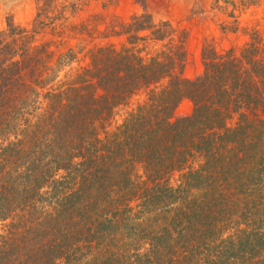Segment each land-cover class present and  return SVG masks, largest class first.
Instances as JSON below:
<instances>
[{
  "label": "trees",
  "instance_id": "trees-1",
  "mask_svg": "<svg viewBox=\"0 0 264 264\" xmlns=\"http://www.w3.org/2000/svg\"><path fill=\"white\" fill-rule=\"evenodd\" d=\"M37 1L31 31H0V264H264V36L205 46L187 79L183 40L143 9L59 83L37 36L67 8ZM148 41L166 43L145 60Z\"/></svg>",
  "mask_w": 264,
  "mask_h": 264
},
{
  "label": "rangeland",
  "instance_id": "rangeland-1",
  "mask_svg": "<svg viewBox=\"0 0 264 264\" xmlns=\"http://www.w3.org/2000/svg\"><path fill=\"white\" fill-rule=\"evenodd\" d=\"M251 2L253 4L248 0H53V4L67 8L64 19L57 22L55 36L46 30L37 38L53 41L50 50L55 53L53 62L57 61L59 70L55 82H67L89 63L95 49L107 45L120 49L126 45L125 37L117 32L145 9L155 24L167 22L172 27L175 41L183 40L186 60L182 75L193 79L202 71L201 52L205 46L219 53L230 49L238 53L249 41L252 31L257 30L264 36V0ZM40 6L37 0H0V31L7 28L9 21L31 31ZM165 43L140 42L137 49L147 60ZM69 50L75 54L73 61L58 60L59 55ZM144 98L141 92L128 106L120 108L112 127L120 124ZM191 111V103L182 100L176 114L184 116Z\"/></svg>",
  "mask_w": 264,
  "mask_h": 264
}]
</instances>
